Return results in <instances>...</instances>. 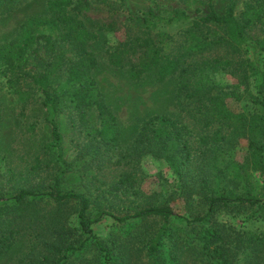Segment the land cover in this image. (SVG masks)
<instances>
[{
  "label": "trees",
  "instance_id": "obj_1",
  "mask_svg": "<svg viewBox=\"0 0 264 264\" xmlns=\"http://www.w3.org/2000/svg\"><path fill=\"white\" fill-rule=\"evenodd\" d=\"M20 4V0H0V9L8 8L12 12ZM236 5L234 0L220 15L210 3L207 15L192 18L182 9L157 7L132 13L123 5L115 8L112 0H53L48 3L47 15L28 19L15 39L0 44V79H6L9 91L23 104L29 100L25 80H31L44 97L45 121L51 129L44 162L33 169L34 180L38 181L18 183L10 191L0 186V257L11 250L21 225L35 226L40 220L37 213L47 211L50 206L54 211L51 221L58 220L54 229L41 232L31 250L17 264H68L88 246H96L102 254L103 262L98 264H140L141 250L131 246L130 240L122 243L112 240L111 247H104L94 233V225L105 217L119 224L137 221L140 226L150 219L161 218L162 227L146 244L149 256L158 258L163 239L172 237L171 222H183L185 228L203 225L219 208L254 207L264 201V38L256 41L258 55L254 58L247 48L248 32L264 24V0H247L239 17ZM176 25L185 26L182 28L184 44L178 54L171 55L164 52V45L172 37L167 30ZM211 26L223 29L224 34L210 37ZM103 32L116 38V43L105 50V59L110 65L125 70L132 80L150 76L162 83L177 76L176 99L180 111L207 127L221 124L232 128L231 134L219 131L202 140L203 150L198 158L193 153L192 131L186 125L167 116H153L143 122L132 148L124 147L118 120L92 75L99 60L90 45ZM40 42L50 59L41 56ZM30 54L45 66L40 74L28 70ZM193 58L196 60H191ZM63 66H67L68 77L61 90L55 91L53 80ZM218 72L231 74L238 84L232 87L219 84L214 77ZM252 77L257 79L258 95L250 92ZM247 97L251 99V109L241 107L243 111H234L230 108V99L239 103ZM63 112L76 115L80 126L86 130V140L79 146L73 162L65 158L63 135L57 120L58 114ZM91 112L97 114L99 129L90 120ZM242 140L248 141L245 159L236 162L227 158L229 150ZM148 155L164 160L182 179L196 173L194 177L201 182L199 195L206 206L203 216L185 217L171 205L151 202L139 204L132 214L123 217L115 216L100 204L99 212L91 215L90 195L64 189L68 174L101 171L111 165L130 171L102 192L108 205L112 197L120 195L150 199L152 197L145 196L140 188L139 167L141 159ZM199 159L206 165L197 166ZM256 175L260 181L256 180ZM182 192L191 194L192 190L185 186ZM70 203L79 205L78 228L75 229L62 217L63 206ZM42 204L45 207H40ZM202 242L199 249V244L190 246L185 240L174 239L166 258L168 264H183L177 253L189 248H196L193 253L202 257V264L204 258L216 264H235L240 253H246L245 264H264V240L257 236L247 238L218 225L206 229Z\"/></svg>",
  "mask_w": 264,
  "mask_h": 264
},
{
  "label": "rangeland",
  "instance_id": "obj_2",
  "mask_svg": "<svg viewBox=\"0 0 264 264\" xmlns=\"http://www.w3.org/2000/svg\"><path fill=\"white\" fill-rule=\"evenodd\" d=\"M53 0H20L21 4L12 12L8 8L0 9V44L10 42L15 39L21 26L28 19L35 16H45L48 14V3ZM115 8L120 9L123 5L127 11L139 13L149 9L175 10L182 9L192 18L205 16L209 13V6L212 3L218 14L225 13L229 5L234 0H112ZM237 17L243 12L247 0H236ZM129 24V23H128ZM131 27L136 28L133 24ZM179 25L170 27L167 31L172 37L164 45V52L167 54H178L184 44V33ZM207 31V30H206ZM210 37H220L224 34L223 29L216 26L209 28ZM47 34L46 30L41 31ZM264 38V24L258 25L248 32L247 47L250 51V57L258 55L257 40ZM116 43L113 34L100 33V38L91 43L90 48L96 54L99 65L93 71V78L96 80L107 105L111 108L113 114L118 120L121 130V142L124 147L132 148L133 142L137 137L139 130L146 120L153 116H167L178 120L186 125L193 134L192 147L193 153L198 158L201 156L200 144L208 136L222 132V134H231L232 128L221 124L205 126L197 122L191 116L182 113L178 107L176 99V90L178 86L177 76L171 77L166 81L159 83L150 76H144L139 80L130 79L125 70L113 67L105 59L106 49L111 48ZM39 51L45 59H50V54L44 50L43 43H39ZM221 53H225L222 51ZM191 60H196L193 58ZM45 66L34 54L28 56V70L33 74H40ZM67 66H63L59 73L54 77L53 89L61 90V85L67 80ZM215 80L223 86H234L238 84L237 80L229 73L218 72L214 75ZM258 83L255 77L250 80L251 94H257ZM24 89L29 94L27 104L19 101L18 97L12 94L5 78L0 79V186L4 190L10 191L18 184L34 180L33 169L45 159V147L51 141V129L45 121L46 113L43 107L44 97L40 89L35 86L31 80H25ZM229 106L234 111H243L244 107L252 108L251 99L246 98L242 102H236L230 99ZM243 107V108H241ZM241 108V109H240ZM58 123L63 135V147L65 158L73 162L77 156L79 146L86 140V130L80 126L76 115L71 116L68 112H63L57 116ZM90 120L96 128H100L96 112L90 113ZM212 144V143H211ZM248 150V141L242 140L236 146L232 147L227 154V158L236 162H242L245 159ZM206 165L199 159L197 166ZM43 168L44 166L41 165ZM139 167L141 169L142 181L140 188L145 196L152 197H112L108 205L104 200L103 191L107 190L127 172L123 167L107 165L103 170H91L74 172L67 175L64 183L65 190H73L78 193H85L91 196L93 204L90 208V214L99 212L100 204L118 217L126 214H132L139 204L154 203L156 205L168 204L173 209L183 214L185 217L195 218L203 216L206 212V206L200 193L201 182L190 174L188 177L176 176L168 164L152 155L141 159ZM195 169V167H193ZM44 175V174H42ZM46 176V175H44ZM256 180L260 178L256 175ZM41 180L39 177L37 178ZM34 180V181H32ZM187 182V183H186ZM262 183V182H261ZM46 184H48L46 180ZM263 184V183H262ZM185 186L191 188V194H184L182 191ZM45 204L40 205V207ZM45 207V206H44ZM77 203H70L63 206L62 217L67 218V223L72 228H78ZM53 207H47V211L40 210L37 217L39 223L33 227L21 225L19 233L12 242V248L6 254L0 257V264H17L18 261L26 255L36 242L38 236L43 231L54 229L57 223L51 221L53 216ZM32 213L29 215L31 216ZM45 216V217H44ZM163 225L161 218L150 219L149 223L142 226L139 222H129L119 224L111 217H105L102 221L94 225L95 235L103 242V246H112V240L122 242L131 241V246L139 248L140 264H160L161 261L168 264L166 259L170 252V246L174 239L185 240L190 246L193 243L203 245V236L207 228H216L218 225L231 228L240 232L245 237L257 236L264 240V201L261 204L251 206L231 205L227 208H219L209 222L201 225L196 224L185 228L183 222H171L170 230L172 237H165L160 252L161 257L156 255L149 256L146 247L147 241H152ZM197 248V249H198ZM196 248H189L179 251L183 264H202V257L193 252ZM96 246H88L84 252L71 258L68 264H98L103 262L102 254H99ZM248 253V252H247ZM246 254V253H245ZM240 253L237 256L235 264H245V255ZM155 257V258H154ZM154 260V261H153ZM204 264H216L215 261L208 262L203 259Z\"/></svg>",
  "mask_w": 264,
  "mask_h": 264
}]
</instances>
